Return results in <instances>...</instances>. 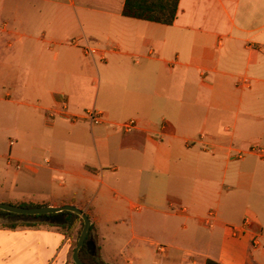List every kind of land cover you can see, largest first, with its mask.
Instances as JSON below:
<instances>
[{
	"label": "crops",
	"instance_id": "obj_1",
	"mask_svg": "<svg viewBox=\"0 0 264 264\" xmlns=\"http://www.w3.org/2000/svg\"><path fill=\"white\" fill-rule=\"evenodd\" d=\"M124 2L0 0V203L78 207L107 264H264V0ZM45 220L0 217V264H65L79 221Z\"/></svg>",
	"mask_w": 264,
	"mask_h": 264
},
{
	"label": "trees",
	"instance_id": "obj_2",
	"mask_svg": "<svg viewBox=\"0 0 264 264\" xmlns=\"http://www.w3.org/2000/svg\"><path fill=\"white\" fill-rule=\"evenodd\" d=\"M178 3L179 0H125L122 14L130 18L151 21L163 25H171L176 17ZM20 206L35 207L33 204H21ZM8 215L25 217V218L46 219L45 223H48L49 225H58L66 230H70L72 228L74 220H79L81 222V226H83V221L80 218V216L70 211H61L58 213L37 214V215H23V214L19 215L0 209V217L8 216ZM62 215L66 216L64 223L59 224L58 222L53 221V219H55L57 216H62ZM17 225H18L17 223L2 224L3 227H7V228H14ZM22 225H36V224L22 223ZM93 231H94V227L93 225H91L90 232L87 236L88 242L92 240ZM79 255L81 260L86 264H107L101 259L97 247L91 248L85 244L81 247ZM205 264H222V263L209 258L206 259Z\"/></svg>",
	"mask_w": 264,
	"mask_h": 264
},
{
	"label": "water",
	"instance_id": "obj_3",
	"mask_svg": "<svg viewBox=\"0 0 264 264\" xmlns=\"http://www.w3.org/2000/svg\"><path fill=\"white\" fill-rule=\"evenodd\" d=\"M0 209L15 213V214H23V215H37V214H49V213H57L61 211H70L76 213L83 221V226L79 237L77 239V244L72 253V259L75 264H86L84 263L79 255L80 249L83 245H90V242L87 241V236L90 232L91 222L88 215L78 207L74 205H63L59 207L52 206H35V207H23L9 203H0Z\"/></svg>",
	"mask_w": 264,
	"mask_h": 264
},
{
	"label": "built area",
	"instance_id": "obj_4",
	"mask_svg": "<svg viewBox=\"0 0 264 264\" xmlns=\"http://www.w3.org/2000/svg\"><path fill=\"white\" fill-rule=\"evenodd\" d=\"M83 50L87 54H98V51H99L96 47L90 46V45L83 46ZM70 117H71L70 118L71 120H78L81 118H85L93 125H99V124L105 122V116H104L103 112H101L95 108L85 110L82 115L74 114V115H71ZM118 126L120 127V129L124 133H130V132L137 129V121H136V119L132 118V119H129L127 121L120 123ZM250 151L255 153V154H258L260 156L264 155V147L257 145V144L251 146ZM210 215H212V214H210ZM248 224H249V220L245 218L242 221L241 226L231 227V231H232V233H236V232H238V230L240 228H242V229L246 228L247 229ZM254 244H258V241L256 238L254 239ZM159 249L163 251L164 247H159Z\"/></svg>",
	"mask_w": 264,
	"mask_h": 264
},
{
	"label": "rangeland",
	"instance_id": "obj_5",
	"mask_svg": "<svg viewBox=\"0 0 264 264\" xmlns=\"http://www.w3.org/2000/svg\"><path fill=\"white\" fill-rule=\"evenodd\" d=\"M16 112V108L13 104H6L3 105L0 103V133H5V135L7 136H13L14 133V127L15 124L17 123V120H15L17 115H14ZM24 119V118H23ZM31 117L27 118V121L30 122L31 121ZM24 125V124H22ZM29 124H27L28 126ZM25 130L24 126L21 129V131ZM17 166V165H16ZM18 168L21 167L20 164H18L17 166ZM79 221V220H78ZM82 226H81V222L79 221V227L77 229H73L72 232H70V237H71V245H70V249L69 252L66 256V262L65 264H73V259H72V253L73 250L76 246V242L77 239L79 237V232L81 230ZM165 245L163 244H159V247H164Z\"/></svg>",
	"mask_w": 264,
	"mask_h": 264
},
{
	"label": "flooded vegetation",
	"instance_id": "obj_6",
	"mask_svg": "<svg viewBox=\"0 0 264 264\" xmlns=\"http://www.w3.org/2000/svg\"><path fill=\"white\" fill-rule=\"evenodd\" d=\"M89 247H91V245H89Z\"/></svg>",
	"mask_w": 264,
	"mask_h": 264
}]
</instances>
